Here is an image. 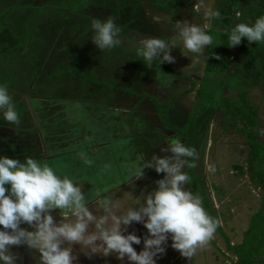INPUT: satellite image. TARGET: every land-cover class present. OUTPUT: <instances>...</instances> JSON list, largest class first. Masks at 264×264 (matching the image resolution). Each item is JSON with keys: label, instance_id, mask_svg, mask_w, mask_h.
<instances>
[{"label": "rangeland", "instance_id": "1", "mask_svg": "<svg viewBox=\"0 0 264 264\" xmlns=\"http://www.w3.org/2000/svg\"><path fill=\"white\" fill-rule=\"evenodd\" d=\"M52 1L0 0V10L12 6H35ZM194 2L195 0H118L116 4V16L113 15L115 12L114 9H110L112 13L106 8L93 7L87 11L90 19H88L86 33L88 36H91L90 22L93 18L105 20L111 17L114 23L121 29L120 38L126 46L136 44V42L148 36H159L165 39L171 37L173 33L170 28L174 23V19H186L190 23L200 24L205 28L207 34L211 36L210 29L216 28L221 20V10L224 7V2L223 0H211L212 7L219 10L220 16L208 22L194 9ZM234 2L237 10L231 19V28L236 23L251 24L256 18L264 15L263 0H234ZM111 5H113V2ZM18 13L15 11V14ZM152 15L161 18L159 24L152 21ZM24 21V14L20 13L14 19L13 29L18 34L22 33L23 29L21 24ZM247 44L248 42L242 38L238 46L231 47L230 56L228 57L230 65L222 80L216 75L205 72V61L209 45L205 49L204 57H201V62L197 63L194 62V54L186 50L181 54L182 46L178 41L176 43V49L170 51V55L175 58L174 62L162 63L173 69L176 74L165 72L154 67H133V65H129L126 68L121 67L122 73L119 71L115 86L121 89L126 87L137 95H149L151 99L133 98L123 92L114 94L111 99L110 95H107V102L112 101L110 104L112 108L110 109L108 107H100L101 105H91L90 108H85L78 101L71 103L65 96L57 94V97H55L57 102L63 104L58 107L51 106V115H54V117L50 122L53 124L52 134L50 135L46 130H40V134L33 131L32 125L30 124V115L33 111H31L30 106H33L35 101H32L31 105L28 94H25L22 90L23 93L19 95H21V98L23 97L26 104L30 105H26V107L20 102L18 97L13 96V92L18 89L15 83L10 81L9 78L6 79L0 72V85L7 87L19 116V122L12 124L5 121L2 115H0V155H5L9 158H18L21 161L25 157L36 159L40 156L43 147H48L52 137L57 139H63L66 135L72 138L80 137L82 135L81 127L74 128L68 134L69 130H71V122L67 123V120L80 119V122L93 128L88 129L92 135L86 141H80L79 139L77 142H71L65 149L69 151L75 149L77 151H84V148L89 142H100L102 145L101 142L107 141L111 137L109 133L102 132L105 126L102 122L99 124L100 121L104 117L110 116L111 113L117 114V111L113 109H120L121 112H125L135 105L137 107L135 106L129 114L121 119V125L113 132V135L118 137V142H120V138L130 135L126 131L129 127H132L133 123L136 133H140L149 138L147 141L151 144L152 151H154L157 149V145L162 142L161 138H163L164 132L166 130L169 131L168 125L173 124L172 126L183 129L189 118L196 113L200 103L205 100H203L204 94L197 93L200 87L203 86V91L205 92L208 89L212 91L211 88L220 87L222 89V96L240 103L237 95L238 91L236 92V89L232 86L235 82L245 88L244 96L246 100L257 111V122L260 127L259 141L263 142L264 73L262 75L260 74L263 64L260 54L254 49L247 48ZM2 70V67H0V71ZM12 72L11 75L15 77L18 75L19 70H13ZM246 79L250 81V86H246L244 82ZM228 80H230V83ZM24 81L21 83L24 84ZM221 82H223V85ZM82 88L79 84H72L66 94L73 99H77L79 98V94H84ZM218 89L215 91H218ZM184 90L191 91L184 93L182 98H177L170 108H158L157 104L154 103V100H156L158 103L167 104L174 95L182 93ZM92 102L96 104V101ZM96 114L103 116L102 119L93 120L92 116ZM148 115L151 116V122H147L144 119ZM240 128H242L240 121H236V127L233 126L231 114L227 116L225 111L217 109L207 131L200 140L196 154V174L202 177L200 186L210 198L216 213L219 215V226L223 229V234L234 247L242 242L244 238L250 236L248 227L254 221L264 223V196H262L261 189L256 185L253 186L252 183L248 184L249 179H247V176L242 177L240 174L239 176L238 170L233 168L234 165L244 166L247 164L246 159L249 144L247 142V136L239 132L238 129ZM96 136L98 139L95 138ZM170 136L175 138V133ZM54 143L56 142L54 141ZM88 145L90 146V143ZM115 147L118 149L120 144L117 143ZM150 153L149 155H151ZM124 155L128 156L126 163L123 159ZM133 155L134 153L128 150H125V152L119 151L117 156L118 158L121 157V161H119V166L114 170L116 174L110 175V181H114L116 184L131 178V173L135 169L132 163ZM57 156L59 157L56 158H61L60 156L63 155ZM74 158H77V160L67 161L69 159H64V162L55 160L53 163H43L54 168V171L58 175L68 176L79 185L81 182L88 183V181L96 183L97 177L94 178L96 175H92L90 169L86 173L85 163L83 164L78 160V156L76 155ZM261 169L264 170V161L261 164ZM161 178H163V173L157 174L153 169H150L144 173L143 178L127 182L112 190L106 197L114 201L116 207L113 211L119 214L128 207L133 206L136 202L135 197L140 196L142 191L146 193L154 189V181ZM102 179L103 176L100 175L99 180ZM184 187L187 189L186 183ZM81 188L82 191L86 190L84 185ZM95 200L88 205L90 210L95 207ZM53 215L55 219H60L58 213L54 212ZM261 225L264 224L261 223ZM128 231H135L136 235H142L146 232V229L141 224L134 223L129 226ZM168 245H170L169 241ZM168 245L165 246V254L157 260V264H165L166 261L169 264H246L245 262L239 261L238 255L226 250L224 239L216 230L212 239L204 246L198 247L194 255L190 258L181 257L176 250ZM133 247L139 252L142 243L141 245H133ZM262 250L263 253L260 258L253 260L252 264H264V245ZM12 251L20 257L18 264H37V254L34 251L28 250L23 246L13 248ZM73 251L78 257L77 264H112V262L113 264H127V261L117 260L114 254L111 255V260L86 259L81 254L82 249L78 245H73Z\"/></svg>", "mask_w": 264, "mask_h": 264}, {"label": "clouds", "instance_id": "2", "mask_svg": "<svg viewBox=\"0 0 264 264\" xmlns=\"http://www.w3.org/2000/svg\"><path fill=\"white\" fill-rule=\"evenodd\" d=\"M193 7L206 22L220 16L211 0H195ZM151 19L159 24L161 18L152 15ZM170 30L173 34L167 39L148 36L136 42L135 53L142 57L143 64L152 67L153 63H173L170 51L176 49L177 41L182 46L181 54L186 50L194 54V62H201L212 43L205 28L186 19H174ZM90 32L91 43L100 51L122 43L121 29L111 17L93 18ZM242 38L249 44L264 42V15L251 24L236 23L228 32V47L238 46ZM0 115L9 123L19 122L5 85H0ZM160 152L168 154H153L144 160L131 173V181L143 178L146 168L163 173V178L155 180L154 189L142 191L135 197V204L119 214L113 211L116 205L112 199L101 197V190L89 196V200L96 198L90 210L85 193L73 179L58 175L52 167L31 157L21 161L0 155V264H18L20 257L12 249L21 246L37 254V264H77L73 245H78L88 259L114 254L127 264H157L169 240L168 246L181 257L193 256L198 247L212 239L220 221L210 217L200 197L184 187L189 179L184 169L194 167V149L171 138ZM81 157L86 164L91 163L83 154ZM134 223L141 224L146 232L136 235L128 231ZM141 243L138 252L133 245Z\"/></svg>", "mask_w": 264, "mask_h": 264}, {"label": "trees", "instance_id": "3", "mask_svg": "<svg viewBox=\"0 0 264 264\" xmlns=\"http://www.w3.org/2000/svg\"><path fill=\"white\" fill-rule=\"evenodd\" d=\"M112 2L113 5H111ZM223 2L221 20L216 28L210 29L212 43L208 46L205 62V72L216 75L221 80L230 65L228 57L231 48L228 47V32L231 29V19L237 10L234 0H223ZM117 3L118 0H53L35 6H12L0 10V67L3 69L0 72L17 86V91L12 90V92L13 96L20 99V102L27 105L23 97L19 95L23 93L22 90L28 94L29 101H35L31 106L34 113V116L30 115L32 126L35 122L32 121L33 118L40 122L52 120L54 115H51V106L58 107L63 104L57 102L55 98L57 94L65 96L71 103L78 101L85 108H90L91 105L107 107L110 104V101L107 102V95H110L111 99L114 94L123 92L129 97L151 99L149 95H137L126 87L121 89L115 86L119 71L122 73L121 67L145 66L142 57H138L135 53V44L126 46L121 43L112 49L100 51L91 43V36L86 33L88 19H90L87 15L89 9L93 7L114 9V13L110 11L116 16ZM15 11L25 16V21L21 24L23 30L19 34L13 29L14 19L19 15V13L15 14ZM246 47L260 54L263 64L260 70L262 75L264 73V42L248 43ZM217 56L219 59L215 58ZM152 67L176 74L167 65L153 63ZM13 70H19L15 77L11 75ZM23 80H25L24 84L21 83ZM228 81L230 83V80ZM244 82L246 86H250L249 80L246 79ZM221 83L223 85V82ZM72 84L83 87L84 94H79L77 99L66 94ZM232 86L236 92L238 91L240 103L222 96L220 87H218L220 89L211 88L212 91L208 89L205 92L202 86L197 93L204 94L203 100H205H202L203 102L200 103L196 113L189 118L186 126L178 129L168 125V129L173 130L175 138H178L185 146L193 148L197 154L200 140L207 131L216 110L225 111L227 116L231 114L232 125L236 127V121H240L242 128L238 130L247 136L249 150L246 161L255 177V184L261 188L262 196H264V170L261 169L264 161V141H259L260 127L257 122V111L246 100L245 88L236 82ZM216 89L218 91H215ZM190 91L184 90L174 95L167 104L158 103L156 100L154 103L158 108L167 109L177 98ZM92 101H96V104ZM159 145L161 143L157 146ZM233 168L239 170L241 174L239 165H234ZM184 171L189 178L187 182L189 191L200 197L202 206L210 217L219 220V215L210 198L200 186L202 177L196 174V155L194 167L185 168ZM261 223L264 224L254 221L248 227L250 236L244 238L237 247L229 245L220 226L216 228V231L224 239L226 247L239 256L240 262L252 264L253 260L259 259L263 253L264 225Z\"/></svg>", "mask_w": 264, "mask_h": 264}, {"label": "crops", "instance_id": "4", "mask_svg": "<svg viewBox=\"0 0 264 264\" xmlns=\"http://www.w3.org/2000/svg\"><path fill=\"white\" fill-rule=\"evenodd\" d=\"M180 98H182V96ZM111 103L112 101H110V104ZM110 104L107 106L108 109L112 108ZM31 105H32V102H31ZM135 106H133L132 108H129L125 112H121L120 109L118 110L113 109L117 111V114L111 113L110 116H106L103 119H102L103 116H98L97 114L95 116H92L93 120L102 119L99 123L101 124L102 122V124L105 126L102 132L104 131L105 133H109L111 139H107V141L101 142L102 145L100 144V142H89L90 146L88 145L89 143H87L86 147L84 148V151L82 150L77 151V149L69 151L68 149H65V148L69 143L77 142V140L79 139L80 141H86V139L89 136L91 137L92 135V133L88 129H92L93 127L88 126L84 124L83 122H80V119L74 120V121L67 120V123L71 122V125H70L71 130H69L68 134H70V132L74 128L81 127L82 135L80 137H73V138L71 136L66 135L63 139H57V138L52 137V140L49 142L48 147L46 148L44 146L40 153L41 156H38L35 160L41 163L43 162L53 163L55 162V160L64 162V159L66 160L69 159L67 161H73V160H77V158H74V156L76 155L78 156V160H80L84 164L85 163L84 159L81 157V154H83V156L87 160L91 161L90 164L85 163L86 173L90 169L92 172V175H96L94 178L97 177L96 183L88 181V183L81 182L80 184L81 187L83 185L86 187V190L83 192L85 193V199L86 201H88V205H90V203L96 199L93 196L92 200H89V196L92 193H94L96 190H101V196L106 197L107 195H109V193L112 190L116 189L118 186H122L126 184L127 182H131V178L124 180L121 183H116V184L114 183V181H110V175L116 174V171L114 170L116 167L119 166V161H121V157L118 158L117 156L119 151L125 152V150H128L134 153V155L132 156L133 158L132 163L134 165V168L139 167L143 163L144 160L150 159L153 154H155L158 157L161 155L168 154V153H161L160 148L166 147L167 142L171 139V137L173 138V136H170L174 133L173 130H169V131L166 130V132H164L163 138H161L162 139L161 145H159L157 149H155L154 151H152L153 149H151V144H149L147 141V139L149 138L145 137L144 135H141L140 133H136V130L133 127V123H132V127H129V129L126 131L130 135L128 137L120 138V142H118L119 138L113 135L114 134L113 132H115L119 128V125H121V119L124 118L127 114H129L131 112V109H134ZM32 116H34V114H32ZM150 117H151L150 115H148V117H145L144 118L145 121L151 122ZM32 121H35L32 126L35 133L37 132L38 134H40V130H43V131L46 130L49 133V135L52 134L53 124L50 123L51 121L50 122H46V121L40 122L39 120L34 119V118L32 119ZM170 125L172 126L173 124H170ZM37 128H40V129H37ZM95 138L98 139L97 136ZM54 141L56 143H54ZM117 143L120 144V147L118 149L115 147ZM91 153L92 155H90ZM149 153L151 155H149ZM57 155H63V156H60L61 158H56V157H59ZM123 159H124V162L126 163L128 161V156L124 155ZM135 164H136V167H135ZM105 167L106 169H104ZM148 170H150V168L144 169V173L147 172ZM100 175L103 176L102 180H99ZM144 184L147 185L146 183ZM186 187L188 189L187 182H186ZM228 242L231 247H234L233 244L230 243L229 239H228ZM169 243H171L170 240H169ZM239 244H241V242L238 243V245ZM238 245H236L235 247H237ZM225 248L228 252L235 254L232 249L229 250L228 247H226V243H225ZM92 259L93 260H111V255L108 257L93 256ZM165 264H169L168 261H166Z\"/></svg>", "mask_w": 264, "mask_h": 264}, {"label": "built area", "instance_id": "5", "mask_svg": "<svg viewBox=\"0 0 264 264\" xmlns=\"http://www.w3.org/2000/svg\"><path fill=\"white\" fill-rule=\"evenodd\" d=\"M240 168H241V174H240V171L238 170L237 171L238 172V175L240 174V175H242V177L246 175L247 176V179H249L248 184L249 183H252L253 186H255V185L258 186L257 184H255V179H254L255 177L252 175V171L249 170L248 164H245L244 166H240ZM235 170H237V169H235ZM261 192H262V190H261Z\"/></svg>", "mask_w": 264, "mask_h": 264}, {"label": "flooded vegetation", "instance_id": "6", "mask_svg": "<svg viewBox=\"0 0 264 264\" xmlns=\"http://www.w3.org/2000/svg\"><path fill=\"white\" fill-rule=\"evenodd\" d=\"M28 106H30L29 104H27ZM31 107V106H30ZM31 111H33V108L31 109ZM32 114H34V113H32Z\"/></svg>", "mask_w": 264, "mask_h": 264}]
</instances>
